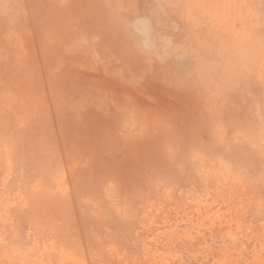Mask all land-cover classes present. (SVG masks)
<instances>
[{
	"label": "rangeland",
	"instance_id": "374dc122",
	"mask_svg": "<svg viewBox=\"0 0 264 264\" xmlns=\"http://www.w3.org/2000/svg\"><path fill=\"white\" fill-rule=\"evenodd\" d=\"M0 264H264V0H0Z\"/></svg>",
	"mask_w": 264,
	"mask_h": 264
}]
</instances>
